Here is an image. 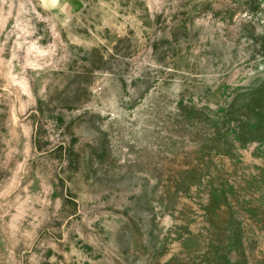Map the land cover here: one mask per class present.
<instances>
[{
  "label": "rangeland",
  "instance_id": "1",
  "mask_svg": "<svg viewBox=\"0 0 264 264\" xmlns=\"http://www.w3.org/2000/svg\"><path fill=\"white\" fill-rule=\"evenodd\" d=\"M0 264H264V0H0Z\"/></svg>",
  "mask_w": 264,
  "mask_h": 264
}]
</instances>
